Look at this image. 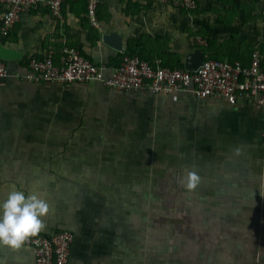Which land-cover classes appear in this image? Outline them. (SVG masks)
Instances as JSON below:
<instances>
[{"label": "crops", "instance_id": "1", "mask_svg": "<svg viewBox=\"0 0 264 264\" xmlns=\"http://www.w3.org/2000/svg\"><path fill=\"white\" fill-rule=\"evenodd\" d=\"M196 1L189 12L176 0H100L98 27L87 0H64L60 17L41 2L6 32L0 11V201L10 186L45 199L38 234L74 232L73 264H264L260 106L26 77L33 58L59 62L65 47L106 74L125 56L192 69V54L248 64L259 50L264 61V0ZM176 224L198 245H179ZM0 259L36 264L25 242Z\"/></svg>", "mask_w": 264, "mask_h": 264}, {"label": "built area", "instance_id": "2", "mask_svg": "<svg viewBox=\"0 0 264 264\" xmlns=\"http://www.w3.org/2000/svg\"><path fill=\"white\" fill-rule=\"evenodd\" d=\"M176 1L189 12L197 8L196 0ZM41 2L60 17L64 0H0L2 30L6 32L26 8L37 7ZM99 3L100 0H87V16L95 27L100 24ZM30 65L26 77L36 83L102 82L116 90L164 92L175 97L181 92H189L198 98L222 99L232 106L239 102L254 103L264 114V67L259 50L253 52L249 64L206 57L201 65L192 69L167 66L160 59L148 61L139 56H125L117 68L106 74L104 67L86 58L78 49L65 47L59 62L52 57L33 58ZM7 75L6 64L0 59V81ZM74 239L71 230H60L37 234L25 243L31 247L36 264H73L71 251Z\"/></svg>", "mask_w": 264, "mask_h": 264}, {"label": "clouds", "instance_id": "3", "mask_svg": "<svg viewBox=\"0 0 264 264\" xmlns=\"http://www.w3.org/2000/svg\"><path fill=\"white\" fill-rule=\"evenodd\" d=\"M199 182L200 177L189 172L185 187L195 189ZM48 211V202L37 193L26 194L10 186L6 199L0 201V247L19 249L27 239L42 230V217ZM0 264L5 261L0 259Z\"/></svg>", "mask_w": 264, "mask_h": 264}, {"label": "rangeland", "instance_id": "4", "mask_svg": "<svg viewBox=\"0 0 264 264\" xmlns=\"http://www.w3.org/2000/svg\"><path fill=\"white\" fill-rule=\"evenodd\" d=\"M148 147H150V146H148ZM180 207H178V209H179ZM184 208V207H183ZM160 209L161 210H163V209H165V206L163 205L162 206V203L160 202ZM187 210H189V211H191L193 214H197L198 212H196V210L195 211H193L192 209L193 208H186ZM200 210V209H199ZM182 211H184V210H181V212ZM164 212V211H163ZM181 212H179V213H181ZM176 214H177V211H176ZM176 230L177 231H180V230H183V231H181L182 232V234H184L185 233V235H183V237H181V238H183L180 242V244L179 245H183V244H186V243H191V245H198V244H196L197 243V240H199V238H196V236H197V233L195 232V231H193L192 230V225H191V230L192 231H190V232H186V231H184V228H182V225H179V224H176ZM192 236H194V237H192ZM189 237V238H188ZM192 237V238H191ZM185 239H189V241H185Z\"/></svg>", "mask_w": 264, "mask_h": 264}, {"label": "water", "instance_id": "5", "mask_svg": "<svg viewBox=\"0 0 264 264\" xmlns=\"http://www.w3.org/2000/svg\"><path fill=\"white\" fill-rule=\"evenodd\" d=\"M0 58H6L2 49H0ZM203 61L204 57L202 54H192L188 57V68H197Z\"/></svg>", "mask_w": 264, "mask_h": 264}, {"label": "trees", "instance_id": "6", "mask_svg": "<svg viewBox=\"0 0 264 264\" xmlns=\"http://www.w3.org/2000/svg\"><path fill=\"white\" fill-rule=\"evenodd\" d=\"M244 64H247V63H244ZM249 64V63H248ZM262 65H263V67H264V61L262 62Z\"/></svg>", "mask_w": 264, "mask_h": 264}]
</instances>
